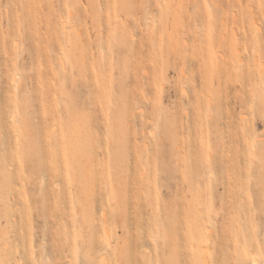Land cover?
I'll return each instance as SVG.
<instances>
[{
	"label": "rangeland",
	"instance_id": "374dc122",
	"mask_svg": "<svg viewBox=\"0 0 264 264\" xmlns=\"http://www.w3.org/2000/svg\"><path fill=\"white\" fill-rule=\"evenodd\" d=\"M0 264H264V0H0Z\"/></svg>",
	"mask_w": 264,
	"mask_h": 264
},
{
	"label": "bare ground",
	"instance_id": "6f19581e",
	"mask_svg": "<svg viewBox=\"0 0 264 264\" xmlns=\"http://www.w3.org/2000/svg\"><path fill=\"white\" fill-rule=\"evenodd\" d=\"M99 9L102 10V5L99 6ZM100 10H99V11H100ZM100 12H101V11H100ZM108 236H109V235H107V237H108Z\"/></svg>",
	"mask_w": 264,
	"mask_h": 264
}]
</instances>
